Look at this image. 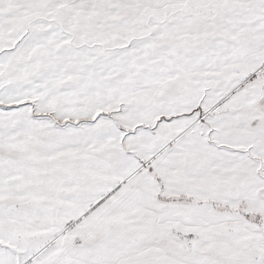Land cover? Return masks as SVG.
Segmentation results:
<instances>
[{
    "label": "snow or ice",
    "instance_id": "obj_1",
    "mask_svg": "<svg viewBox=\"0 0 264 264\" xmlns=\"http://www.w3.org/2000/svg\"><path fill=\"white\" fill-rule=\"evenodd\" d=\"M0 264H264V0H0Z\"/></svg>",
    "mask_w": 264,
    "mask_h": 264
}]
</instances>
